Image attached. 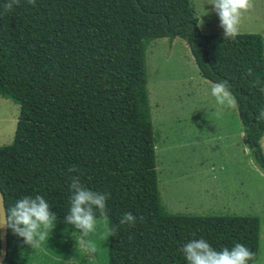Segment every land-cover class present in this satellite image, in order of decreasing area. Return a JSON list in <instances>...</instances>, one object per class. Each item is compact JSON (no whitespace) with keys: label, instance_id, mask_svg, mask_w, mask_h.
<instances>
[{"label":"trees","instance_id":"obj_1","mask_svg":"<svg viewBox=\"0 0 264 264\" xmlns=\"http://www.w3.org/2000/svg\"><path fill=\"white\" fill-rule=\"evenodd\" d=\"M6 3L0 0V97L17 103L19 115L11 143L0 146V190L5 210L24 195H43L57 220L34 249L7 229L2 264H30L41 250L61 264L76 253L66 238L79 230L64 219L73 175L110 193L107 219L97 213L90 233L102 264H187L179 249L201 237L217 250L242 243L255 263L259 216L179 215L161 204L145 55L151 41L179 37L203 78L228 81L244 141L264 171V121L256 119L264 93L254 87L255 78L264 80V37L203 33L190 0H21L11 12ZM125 212L137 217L134 226L120 225Z\"/></svg>","mask_w":264,"mask_h":264},{"label":"rangeland","instance_id":"obj_2","mask_svg":"<svg viewBox=\"0 0 264 264\" xmlns=\"http://www.w3.org/2000/svg\"><path fill=\"white\" fill-rule=\"evenodd\" d=\"M208 2L190 0L198 27L203 33H223ZM245 32L264 37V0H253L242 16L240 33ZM185 43L179 38L169 49L160 39L145 55L160 202L179 215L259 216L260 252L253 264H264V171L241 135L237 107L216 103L213 83L202 77ZM18 115L19 105L0 97V146L11 143ZM260 142L264 154V134ZM68 234L76 253L61 264H102L97 236L89 234L97 249L89 254L78 246L80 231ZM43 252L30 264H59Z\"/></svg>","mask_w":264,"mask_h":264},{"label":"clouds","instance_id":"obj_3","mask_svg":"<svg viewBox=\"0 0 264 264\" xmlns=\"http://www.w3.org/2000/svg\"><path fill=\"white\" fill-rule=\"evenodd\" d=\"M21 0H7L5 9L11 12L14 6H18ZM27 3L35 6L36 0H27ZM220 20L224 38L235 40L240 34V24L244 13L253 7V0H209ZM206 14V10H205ZM246 75L251 77L253 70L247 69ZM254 87L264 93V80L259 77L254 80ZM211 95L220 106L230 108L237 107V100L229 87L228 81L213 83ZM256 119L264 121V109L259 111ZM75 166L68 168L69 173L78 172ZM71 195L70 208L65 216V222L80 231L78 246L89 254L96 252V245L89 239V234L96 230L97 213L107 219V201L109 192L95 191L86 187L78 175L71 176L69 185ZM2 202V200H0ZM143 220V217H140ZM57 220V215L52 211L49 202L43 195H24L16 200L14 205L7 207L5 213L0 215V229H11L12 232L22 238V243L31 248L40 247L41 243L49 238ZM137 217L132 212H125L121 217L120 225L134 226ZM109 235H115L116 227L108 228ZM131 239V237H130ZM179 251L185 257L187 264H248L253 260L255 253L242 243H235L231 248L215 249L204 238H193L184 243ZM3 249H0V255Z\"/></svg>","mask_w":264,"mask_h":264},{"label":"water","instance_id":"obj_4","mask_svg":"<svg viewBox=\"0 0 264 264\" xmlns=\"http://www.w3.org/2000/svg\"><path fill=\"white\" fill-rule=\"evenodd\" d=\"M0 215L5 213V205H4V198L0 190ZM0 249H3V254L0 255V264L4 261L7 253V229H0Z\"/></svg>","mask_w":264,"mask_h":264},{"label":"crops","instance_id":"obj_5","mask_svg":"<svg viewBox=\"0 0 264 264\" xmlns=\"http://www.w3.org/2000/svg\"><path fill=\"white\" fill-rule=\"evenodd\" d=\"M160 39H163V40L168 41V48L171 49L172 46L178 41L179 37H175V38L172 39V40H169L167 37L157 38V39L151 41V42L149 43V45L147 46V48L150 47L152 44H156V41H158V40H160ZM167 39H168V40H167ZM185 45H186L187 48H188V45H187L186 43H185ZM188 49H189V48H188ZM189 51H190V50H189ZM194 63H195V62H194ZM195 65H196V64H195ZM204 79H205V78H204ZM206 80H207V79H206ZM212 83H213V82H212ZM241 135L244 136V132H241Z\"/></svg>","mask_w":264,"mask_h":264}]
</instances>
